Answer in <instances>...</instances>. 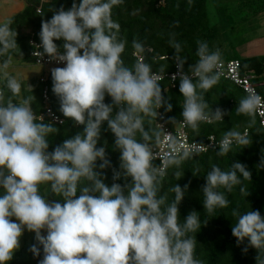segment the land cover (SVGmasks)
Listing matches in <instances>:
<instances>
[{"label":"clouds","instance_id":"9594fccd","mask_svg":"<svg viewBox=\"0 0 264 264\" xmlns=\"http://www.w3.org/2000/svg\"><path fill=\"white\" fill-rule=\"evenodd\" d=\"M123 3L74 0L67 10L51 9V19L41 22L38 47L43 52L33 55L64 65L50 70L51 90L63 116L83 126V132L64 139L51 152L49 137L59 129L36 114L33 95L17 99L22 85L8 70L11 53L19 49L18 34L11 20L0 23V57H6L0 61L5 80V88H0V264L13 259L25 230L35 235L36 243L29 249L34 257L41 256L42 248L39 264H204L196 256L192 235L201 229L199 213L180 220L179 205L188 186L169 188L175 194L172 202L167 193L161 194L168 168L180 169L193 150L181 153L173 146L163 156L154 152L162 133L146 130L145 118L157 120L159 109L171 112L172 104L162 95L164 77L150 63L141 59L129 67L122 59L127 40L120 37L113 8ZM54 41H63L62 48ZM169 46L178 70L172 80L179 78L184 98L182 123L198 130L202 123L223 121L228 113L210 108L203 95L220 80V49L211 50L206 41L198 40L197 60L185 72L187 58L181 55L175 33L170 34ZM132 47L144 52L139 40L134 39ZM106 96L111 103H105ZM261 107L264 101L252 93L239 100L236 112L254 117ZM105 122L121 154L120 171L113 169L110 187L101 173L111 168V161L106 145L98 147ZM251 143L247 130L230 129L223 134L217 155H227L234 144L244 148ZM158 158L157 166L153 162ZM259 167L264 168V158ZM173 175L179 180L184 172ZM204 177L202 203L208 215L229 207L219 189L232 193L240 186L243 196L250 194L243 181H251L252 173L240 162L229 170L212 165ZM122 178L131 182H116ZM42 185L58 199L42 195ZM231 215L237 245H243L244 254L255 249L256 264H264V216L251 208L243 213L233 209Z\"/></svg>","mask_w":264,"mask_h":264},{"label":"trees","instance_id":"16d2710c","mask_svg":"<svg viewBox=\"0 0 264 264\" xmlns=\"http://www.w3.org/2000/svg\"><path fill=\"white\" fill-rule=\"evenodd\" d=\"M26 7L22 13L15 15L11 21V27L17 31V44L19 49L12 52L13 64L37 65L33 53L41 44L39 33L41 31L42 20L51 19L53 12L51 9L58 10L61 6L65 10L71 8L74 0H24ZM79 3V0H75ZM250 5L259 4L258 10L253 11L252 16L260 13L264 7V0H247ZM263 5V6H262ZM264 9V8H263ZM262 9V10H263ZM113 19L120 25V37L127 40L125 52L122 59L125 64L131 67L138 60L150 63L153 71L159 72L164 78L160 81L162 95L172 104V111L167 112L165 108L159 109L164 117L166 126L175 130L182 123V111L184 98L179 92V78L175 81L171 76L177 73L176 63L173 59L175 52L169 46L170 34L175 33V39L181 44V55L187 58L184 71L187 72L189 66L197 60V41H206L211 50L220 49L222 60H229L223 54L224 47L228 44L226 36L221 33V25L212 22L208 9V0H124L122 5L113 8ZM230 21L227 19V23ZM139 40L144 44V52L138 53L132 47L133 40ZM33 42V44L31 43ZM58 47L62 48L63 41H54ZM223 50V51H222ZM6 57H0V61ZM242 63V70L245 74H254L258 81H264V57L239 58ZM53 68L56 66H52ZM15 76L14 74H11ZM41 78L33 77L30 81L20 79L22 88L20 99L33 95L35 100L32 103L33 110L38 116L44 117V122H51L59 129L55 136L49 137L51 152L55 146L63 142L64 139L75 136L78 132H83L82 125H75L60 112L59 100L52 93L51 73L42 82ZM30 86L31 89L28 87ZM0 88H5V80L0 75ZM47 90L49 96V107L62 121V124L53 122L46 115V102L44 92ZM7 92V90L5 89ZM259 92L264 95V86L259 88ZM10 95V93H7ZM209 107L215 110L220 108L228 113L223 121L213 123H202L198 130H193L186 126V132L191 141L207 143L209 136L214 135L217 140H221L223 134L230 129H236L243 133L247 130L252 143L242 148L233 145L232 150L225 156H218V150H209L206 153H193L192 157L184 161L180 169L170 167L167 175L162 181V192L167 193L169 202L175 198V194L168 191L175 184L181 188L188 186L183 200L179 205L180 220L186 218L191 212L199 213L201 229L192 234L196 236L197 258L204 261V264H256L257 252L249 249L247 254L242 252V247L237 245L236 239L232 236L231 228L235 222L231 212L233 209L243 213L247 210H259L264 216V168H260L261 159L264 158V128L261 126L260 119L255 113L254 117L241 115L236 112L239 100L248 95L231 81L220 77L219 82L212 89L203 93ZM105 103H111V98L106 96ZM176 123H170L171 119ZM160 117L149 122L145 118V129L160 130L161 140L164 130L159 127ZM139 138V137H138ZM161 142V141H160ZM106 145V152L111 161V168L104 169L101 173L104 182L109 187L113 183V169L120 171V152L115 149L114 134L107 127V123L102 126L101 139L98 147ZM158 145V144H157ZM155 145L154 147H156ZM240 162L247 166L252 173L251 181H243L249 189L247 197L240 193V186H236L232 193L225 195L229 200L227 209H217L208 215L203 207V194L201 187L205 184V175L211 170L212 165H218L224 170H229L232 163ZM99 161L97 162L99 170ZM154 165L159 162L154 161ZM182 171L184 175L177 180L173 173ZM242 179V178H241ZM121 185L130 183L131 180L121 179L116 181ZM41 194L50 200L58 199L51 195L50 187L41 186ZM35 236L29 245L23 246L18 250L9 264H39L43 258L34 257L29 251L35 244ZM247 241H245V244Z\"/></svg>","mask_w":264,"mask_h":264},{"label":"rangeland","instance_id":"374dc122","mask_svg":"<svg viewBox=\"0 0 264 264\" xmlns=\"http://www.w3.org/2000/svg\"><path fill=\"white\" fill-rule=\"evenodd\" d=\"M246 1L208 0L210 18L212 22H218L221 25V37L225 35L229 42L223 48L224 51L222 50L227 59L244 57L245 54H248L244 51L245 46L264 36V28L260 26L259 20L257 21V19H260V21L264 20V7H260L261 11L259 14L252 16L253 11L251 10H258L259 4L250 5ZM25 7L26 3L24 0H0V23L11 20L18 13H22ZM227 19L230 21L229 23H227ZM52 68L50 65L41 67L14 63L8 71L10 74H14L19 81L20 79L30 81L33 77H47ZM34 236V233H29L25 230L21 238L20 249L29 245Z\"/></svg>","mask_w":264,"mask_h":264},{"label":"built area","instance_id":"2783aa9c","mask_svg":"<svg viewBox=\"0 0 264 264\" xmlns=\"http://www.w3.org/2000/svg\"><path fill=\"white\" fill-rule=\"evenodd\" d=\"M31 43L33 44V42ZM35 52H39L38 48L35 50ZM33 56L36 58V64L41 67L49 65L56 67L64 66L63 64H57L54 61L49 62L47 56H44L42 59L39 55ZM219 73L220 77L231 81L241 90H243L246 94H257L262 98V101H264V95L259 92V88L264 86V81H258L257 76L254 74H245L242 70V63L239 59H231L225 61L222 60L221 65L219 67ZM41 81H46V77L42 78ZM44 99L47 106L46 115L51 118L53 122L62 124L63 121L56 114H54L51 108L49 107L50 100L47 90H45L44 92ZM256 113L260 119L261 126L264 128V107L258 108ZM159 117V127L164 130V136L161 142L156 147H154V152L158 156H163L165 153L171 151L173 146L178 148L181 153L188 148H191L193 150V153H206L209 150L219 149L220 140H217L214 135L209 136L207 143H198L196 141H191L186 132L187 125H185L184 123H180V125L175 130H171L166 126L164 122V117L161 113ZM169 138H171V140ZM155 161L159 162V164L161 163V160L159 158Z\"/></svg>","mask_w":264,"mask_h":264},{"label":"crops","instance_id":"0c3cea01","mask_svg":"<svg viewBox=\"0 0 264 264\" xmlns=\"http://www.w3.org/2000/svg\"><path fill=\"white\" fill-rule=\"evenodd\" d=\"M262 16V14H261ZM259 20V24H261L260 26L262 28H264V20L260 21V19H257V21ZM262 38H260L259 40H256L254 42H251L250 44H247L245 46L244 51L248 54H245L244 57L242 58H249V57H264V36H261ZM253 43H255L253 45ZM232 59H239V58H232ZM231 60V59H229Z\"/></svg>","mask_w":264,"mask_h":264}]
</instances>
